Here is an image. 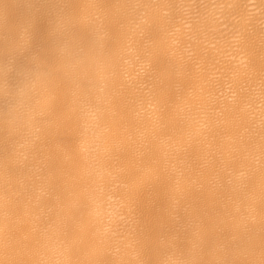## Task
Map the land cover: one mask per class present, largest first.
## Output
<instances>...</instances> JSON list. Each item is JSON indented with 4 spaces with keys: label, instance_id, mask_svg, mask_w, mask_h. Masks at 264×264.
I'll list each match as a JSON object with an SVG mask.
<instances>
[{
    "label": "bare ground",
    "instance_id": "obj_1",
    "mask_svg": "<svg viewBox=\"0 0 264 264\" xmlns=\"http://www.w3.org/2000/svg\"><path fill=\"white\" fill-rule=\"evenodd\" d=\"M0 264H264V0H0Z\"/></svg>",
    "mask_w": 264,
    "mask_h": 264
}]
</instances>
